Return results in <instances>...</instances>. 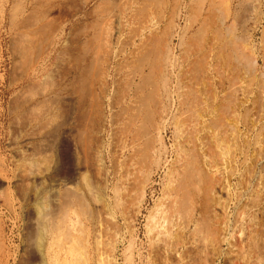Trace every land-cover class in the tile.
Here are the masks:
<instances>
[{
	"label": "rangeland",
	"instance_id": "374dc122",
	"mask_svg": "<svg viewBox=\"0 0 264 264\" xmlns=\"http://www.w3.org/2000/svg\"><path fill=\"white\" fill-rule=\"evenodd\" d=\"M0 264H264V0H0Z\"/></svg>",
	"mask_w": 264,
	"mask_h": 264
},
{
	"label": "bare ground",
	"instance_id": "6f19581e",
	"mask_svg": "<svg viewBox=\"0 0 264 264\" xmlns=\"http://www.w3.org/2000/svg\"><path fill=\"white\" fill-rule=\"evenodd\" d=\"M51 3V2H50ZM228 8V7H227ZM226 8V9H227ZM49 12V11H48ZM51 12V11H50ZM47 13H45L44 14V18H45V15H46ZM228 14V13H227ZM49 15V14H48ZM48 15H46V16H48ZM42 18V17H41ZM40 18V19H41ZM39 19V20H40ZM45 19H47V18H45ZM42 20H43V18H42ZM68 21V20H67ZM37 23V22H36ZM34 25H36V24H34ZM106 25V24H105ZM41 26V25H40ZM51 26H52V24H51ZM40 29V28H39ZM104 31H106V29L105 30H103V32H102V34L104 35ZM108 31V30H107ZM100 32V31H99ZM98 32V33H99ZM107 33V32H106ZM105 33V34H106ZM111 33V32H110ZM100 35H101V33H99ZM99 34H98V36L97 37H99ZM108 34V33H107ZM109 35V34H108ZM18 36V35H17ZM20 36H21V34H20ZM110 36V35H109ZM107 38V37H106ZM24 39V38H23ZM102 39V38H101ZM99 40V39H98ZM103 40L105 41V38H103ZM104 41H102V42H104ZM26 42H27V37H26ZM99 42H101V41H99ZM105 43V42H104ZM110 43V42H109ZM156 43V42H155ZM99 44V43H98ZM106 44V43H105ZM104 44V45H105ZM103 45V44H102ZM24 47V46H23ZM103 48V46L101 47V49ZM17 49V48H16ZM24 49H26V48H24ZM19 50H22V49H19ZM27 51H28V49H26ZM26 50H24V51H26ZM15 51V50H14ZM23 51V52H24ZM30 51V50H29ZM101 52V51H100ZM102 52H103V50H102ZM31 53V52H30ZM30 53L29 54H26L25 56H27V55H30ZM17 54V53H16ZM20 54H22L21 52H20ZM96 54V53H95ZM99 54V53H98ZM104 54V53H103ZM98 56V55H97ZM100 56V55H99ZM98 56V57H99ZM18 57H19V55H18ZM23 60H25V59H23ZM97 60V59H96ZM156 60V59H155ZM95 62H97V61H95ZM98 63V62H97ZM163 63V62H162ZM157 64V63H156ZM153 72V71H152ZM150 73H151V70H150ZM150 73H147L148 75H146L145 77H142V82L141 83H143L144 82V84L146 83V84H149L150 85V83L152 82V78H151V75H152V77L153 76H155V75H153L152 73L150 74ZM161 74V73H160ZM134 75V74H133ZM142 76V75H141ZM132 77V76H131ZM156 78V77H155ZM158 78H159V76H158ZM25 79V78H24ZM104 79V78H103ZM141 80V79H140ZM153 80H155L154 78H153ZM166 80V79H165ZM99 81V80H98ZM98 81H97V83H98ZM103 81H105V80H103ZM156 81V80H155ZM163 82V81H162ZM129 83H131L130 81H129ZM156 83V82H155ZM165 83V82H164ZM144 84H142L143 86H145ZM93 85H94V83H93ZM153 85V84H152ZM98 86V85H97ZM135 86V85H134ZM143 86H141V87H143ZM156 86H157V84H156ZM163 86V85H162ZM146 87H148L149 88V86H146ZM139 88V87H138ZM151 88V87H150ZM143 89H144V87H143ZM157 89V88H156ZM155 89V90H156ZM93 90V89H92ZM138 90V89H137ZM145 90V89H144ZM155 90H153V89H151L150 91H151V93H149V94H147V95H144L143 97L144 98H142V100H141V102L140 103H142V102H144V104L146 103V101L148 102V100H151V97H152V95L151 94H153V93H155V95H156V92L158 91V89H157V91L155 92ZM94 92V91H93ZM137 92V91H136ZM149 92V91H148ZM44 93V92H43ZM47 94V93H46ZM96 94V93H95ZM132 94V93H131ZM140 94V93H139ZM143 94V93H142ZM92 96V95H91ZM24 99V98H23ZM93 99V98H92ZM139 99H140V97H139ZM95 100V99H94ZM43 101V100H42ZM28 103V102H27ZM43 102H41L40 104H42ZM44 104V103H43ZM143 104V105H144ZM130 105V104H129ZM145 106V105H144ZM146 106H147V104H146ZM143 107V106H142ZM133 108V107H132ZM140 108V107H139ZM29 110V109H28ZM130 110H133V109H130ZM139 110V109H138ZM34 112H35V110H33ZM32 111V112H33ZM151 114V113H150ZM35 115H37V114H35ZM134 116V115H133ZM37 117V116H36ZM40 117V116H39ZM42 117V116H41ZM135 118V117H134ZM45 119V118H44ZM129 119V118H128ZM137 119V118H136ZM149 119H151L150 118V116H149ZM148 119V117H147V121L149 120ZM35 120H37V119H35ZM150 121V120H149ZM149 121H148V123H149ZM32 122V121H31ZM129 126H130V124H129ZM133 140V139H132ZM67 201V200H66ZM68 218V217H67ZM68 228V227H67ZM70 228V227H69ZM66 232H68V230L66 231ZM65 252V251H64ZM4 254V253H3ZM69 254V253H68Z\"/></svg>",
	"mask_w": 264,
	"mask_h": 264
}]
</instances>
